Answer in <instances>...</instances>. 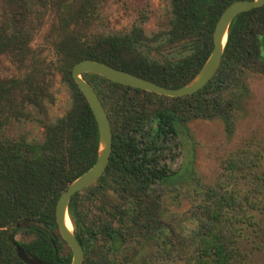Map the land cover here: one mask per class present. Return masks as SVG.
Returning <instances> with one entry per match:
<instances>
[{"label": "trees", "instance_id": "16d2710c", "mask_svg": "<svg viewBox=\"0 0 264 264\" xmlns=\"http://www.w3.org/2000/svg\"><path fill=\"white\" fill-rule=\"evenodd\" d=\"M108 1L0 0V57L9 63L0 72V264H30L15 245L45 264H71L55 207L99 149L97 122L73 79L74 64L94 58L182 86L209 57L216 22L236 0H170L168 24L153 34L136 24L107 30L99 23ZM40 34L51 57L35 44ZM254 74L264 75V5L234 17L219 70L193 94L161 95L83 73L109 115L113 141L103 174L68 206L83 264H257L264 255V136L232 148L210 183L196 176L192 151L179 169L162 163L170 136L193 150L188 125L194 120H220L232 139ZM56 77L71 99L53 118ZM28 122L42 128L41 138L14 130ZM170 188L175 197H190L187 210L168 212ZM18 232L23 238L16 239Z\"/></svg>", "mask_w": 264, "mask_h": 264}, {"label": "rangeland", "instance_id": "374dc122", "mask_svg": "<svg viewBox=\"0 0 264 264\" xmlns=\"http://www.w3.org/2000/svg\"><path fill=\"white\" fill-rule=\"evenodd\" d=\"M170 6V0H109L103 9L99 24H103L107 30L121 32L128 31L135 24L142 25L148 34H153L166 28ZM35 44L51 57V48L46 41L45 34L37 36ZM154 56L158 59L162 58L157 53ZM8 64L4 57H0V72H6ZM248 83L251 95L247 101L244 116L238 121L232 139L226 138L220 120H194L188 125L193 136V150L189 151L192 146L189 142L185 141L183 146L179 144L177 137L170 136L165 143L166 149L162 163H166L171 169H179L189 160L192 151L193 169L196 176L202 182L210 183L215 180L219 172L220 159L232 148L248 137L264 136V75H251ZM52 91L56 100L49 109V115L54 118L62 115L67 109L71 99V90L60 77H56ZM14 130L38 138L43 135L42 128L34 122L15 126ZM166 190L169 197L167 206L170 214L187 210L191 202L187 194L180 193L175 197L172 188ZM21 238H23L22 233L18 232L16 239ZM256 260L257 264H264V255H258Z\"/></svg>", "mask_w": 264, "mask_h": 264}, {"label": "water", "instance_id": "95a60500", "mask_svg": "<svg viewBox=\"0 0 264 264\" xmlns=\"http://www.w3.org/2000/svg\"><path fill=\"white\" fill-rule=\"evenodd\" d=\"M262 5H264V0H236L228 4L216 22L213 32V49L209 57L190 81L176 88L164 86L94 58H84L74 64L72 68L73 79L83 92L97 122L99 149L95 163L69 183L68 187L59 196L55 207L59 232L72 251L71 264H83L84 249L73 231V223L68 212L70 199L76 192L92 185L103 174L110 160L113 146L109 115L93 85L83 78V73H96L112 81L161 95L175 97L193 94L203 88L219 70L229 27L234 17ZM67 220L70 221L72 228L68 227ZM15 250L18 257L25 263L45 264L37 257L28 254L19 245H15Z\"/></svg>", "mask_w": 264, "mask_h": 264}, {"label": "bare ground", "instance_id": "6f19581e", "mask_svg": "<svg viewBox=\"0 0 264 264\" xmlns=\"http://www.w3.org/2000/svg\"><path fill=\"white\" fill-rule=\"evenodd\" d=\"M67 225H68L69 228H72V225H71L69 220H67Z\"/></svg>", "mask_w": 264, "mask_h": 264}]
</instances>
